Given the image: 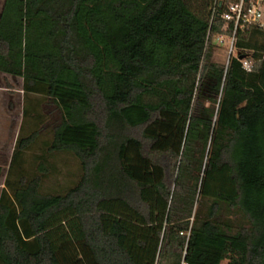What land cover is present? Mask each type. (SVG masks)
<instances>
[{
    "label": "trees",
    "instance_id": "16d2710c",
    "mask_svg": "<svg viewBox=\"0 0 264 264\" xmlns=\"http://www.w3.org/2000/svg\"><path fill=\"white\" fill-rule=\"evenodd\" d=\"M218 1L4 0L0 73L46 100L79 176L45 191L22 159L40 133L18 139L0 264H264V31L214 62Z\"/></svg>",
    "mask_w": 264,
    "mask_h": 264
},
{
    "label": "rangeland",
    "instance_id": "374dc122",
    "mask_svg": "<svg viewBox=\"0 0 264 264\" xmlns=\"http://www.w3.org/2000/svg\"><path fill=\"white\" fill-rule=\"evenodd\" d=\"M3 2L4 0H0V11ZM232 54H235L234 50ZM230 57V36H217L214 62L227 66ZM23 86L22 79L0 73V195L8 179H15L13 157L18 139L26 138L35 131H38L40 136L23 154L24 170L28 174H37L39 165L45 164L50 173V179L45 182V191L63 192L77 182L79 164L71 156L48 154L45 144L50 141L51 126L56 118L49 115L46 100L29 97L27 102ZM27 108L35 109V117H30L32 114L26 116Z\"/></svg>",
    "mask_w": 264,
    "mask_h": 264
},
{
    "label": "built area",
    "instance_id": "2783aa9c",
    "mask_svg": "<svg viewBox=\"0 0 264 264\" xmlns=\"http://www.w3.org/2000/svg\"><path fill=\"white\" fill-rule=\"evenodd\" d=\"M225 4L227 11L223 19L228 24H234L233 35L230 36L232 55L239 30L257 28L264 31V0H228ZM243 67L247 71L251 69V65L246 61L243 62Z\"/></svg>",
    "mask_w": 264,
    "mask_h": 264
},
{
    "label": "water",
    "instance_id": "95a60500",
    "mask_svg": "<svg viewBox=\"0 0 264 264\" xmlns=\"http://www.w3.org/2000/svg\"><path fill=\"white\" fill-rule=\"evenodd\" d=\"M224 4H225V0H219V1H218V7H219L220 9H222V8L224 7ZM240 60H243V59L240 58Z\"/></svg>",
    "mask_w": 264,
    "mask_h": 264
}]
</instances>
